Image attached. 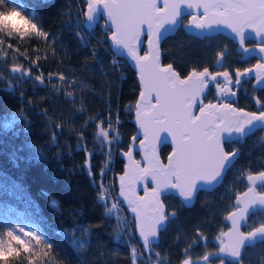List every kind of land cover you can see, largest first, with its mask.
Here are the masks:
<instances>
[{"label":"trees","instance_id":"obj_1","mask_svg":"<svg viewBox=\"0 0 264 264\" xmlns=\"http://www.w3.org/2000/svg\"><path fill=\"white\" fill-rule=\"evenodd\" d=\"M8 3L22 7L47 35L0 34V238L7 242L9 230L19 235L21 229L40 235L41 245L27 240L36 264H264V240L247 246L236 263L211 255L236 194L248 186L246 176L264 171V129L236 143L238 156L222 182L199 190L191 206L166 193V212L175 215H169L157 242L142 249L134 218L116 189L124 164L119 153L127 151L136 130L135 71L111 52L101 21L85 26V0ZM161 43L162 62L184 76L210 65L216 52L212 41L181 27ZM99 131L109 132L115 151L102 143ZM160 148L164 158L170 147ZM261 223L259 209L245 229ZM41 249L49 255L41 256ZM28 256L13 257L12 264H29Z\"/></svg>","mask_w":264,"mask_h":264},{"label":"snow or ice","instance_id":"obj_2","mask_svg":"<svg viewBox=\"0 0 264 264\" xmlns=\"http://www.w3.org/2000/svg\"><path fill=\"white\" fill-rule=\"evenodd\" d=\"M185 10H190L187 16ZM84 16L88 21L99 18L102 26L111 32L113 44L125 49L137 65L141 91L139 100L131 106L138 125L131 142L143 155L141 159H133L132 150L122 153L129 164L128 170L119 177L120 195L135 214L136 227L145 246L151 247V238L158 235L169 215H175L165 210V194L178 191L181 197L190 200L201 183L218 181L238 155V150H227L226 142L234 135L243 136L250 127L264 124V99L255 100L259 105L257 111H246L235 103L223 102L229 96L236 97L232 87H239L245 76L264 84V0H85ZM166 25L199 30L226 28L239 50L242 53L257 51L260 62L215 73H211L209 67L192 68L181 78L172 63L161 64L160 44L162 30L167 31ZM31 31L47 35L22 7L0 0V34L7 38L25 36ZM250 34L257 38L251 48L248 46ZM142 46L145 47L143 55L140 54ZM217 55L222 58L225 51ZM219 77H223V85L217 82ZM210 83L217 90L216 102L208 99L205 103ZM153 96L155 104H152ZM197 107L199 114L194 113ZM165 144L174 145L166 164L161 162L158 152ZM141 160L147 162L146 167L141 166ZM247 179L253 186L257 179L264 182V171L250 174ZM149 184L153 186L148 187ZM253 186L238 195L237 201L241 195L253 192ZM138 190L143 191V196L138 195ZM258 191V200L245 203L225 217L231 227L222 231L221 236L229 237V242L217 237L221 243L219 252L239 258L247 239L264 234V223L254 230H240V222L246 219L248 208L255 203L264 204V190ZM115 207L113 204L112 208ZM24 235L32 237L36 245L42 244V237L37 233L29 231ZM7 237V242L0 238V264H12V258L22 253L29 254V264H36L32 244L12 230L7 232ZM43 243L47 249L52 248L51 244ZM48 255L49 252L41 249V256ZM200 259L207 261L208 256ZM184 264L189 261L185 260Z\"/></svg>","mask_w":264,"mask_h":264},{"label":"water","instance_id":"obj_3","mask_svg":"<svg viewBox=\"0 0 264 264\" xmlns=\"http://www.w3.org/2000/svg\"><path fill=\"white\" fill-rule=\"evenodd\" d=\"M84 11H85V7H84ZM190 10H185V15H188V12H189ZM83 16H84V13H83ZM189 19H190V17H189ZM97 22L99 23L100 22V19L98 18L96 21H88L85 17H84V23H85V26H87L88 27V29H90V28H94V27H96V24H97ZM187 22H185V24H186ZM181 25H175V26H173V25H166V29H167V31H164V30H162V32H163V39L166 37V36H168V35H170V34H174L175 33V31L177 30V28L178 27H180ZM182 29L185 31V32H187L188 34H192V36H198V37H200V36H204L205 34H211V33H213V34H216V33H218V32H220V33H223L224 34V36H228V37H230L231 39H232V33L228 30V29H226V28H223V27H219V28H213V29H205V30H199V29H195V28H186V27H183L182 26ZM108 37H107V41H108V44H109V46H110V50L111 51H113V53L115 54V55H117V56H120L121 58H125L126 60H127V62L129 63V65L130 66H132V70L133 71H135V74H136V79H137V81H138V85L140 86L139 87V90H138V93H137V98H136V100H135V103L139 100V92L141 91V83H140V81H139V79H138V69H137V65H136V63H134L129 57H128V55H127V53H126V50L125 49H123V48H121V47H117V46H115L114 44H113V42L111 41V39H110V36H111V32L109 31V34L107 35ZM249 38H251V39H254V41L256 42V37H254V35H249ZM142 39H145V37H142ZM233 40V39H232ZM163 41V40H162ZM162 44V43H161ZM160 44V45H161ZM145 45H146V39H145ZM250 48L252 47V46H249ZM237 50H239V47H237ZM145 51V47H141V49H140V54L141 55H143V52ZM240 51V50H239ZM163 55V54H162ZM162 55H161V64L162 65H164V63L162 62ZM248 55H255L258 59H259V53L257 52V51H249V52H247V53H244V56L245 57H248ZM260 62V61H259ZM165 64H168V63H165ZM256 64V63H255ZM254 64V65H255ZM253 66V65H252ZM200 70H202V69H200ZM215 73V72H214ZM187 75V74H186ZM180 76H181V78H184V75L182 76L181 74H180ZM246 78H247V76H245ZM218 79H222L223 80V77H219ZM255 84L258 86V87H260L261 85H264V84H258L257 83V81L255 82ZM207 90V89H206ZM134 103V104H135ZM156 103V101H155V98H154V96H153V99H152V104H155ZM246 111H248V110H246ZM133 116H132V119H131V121H132V123L134 124V127L136 128V130L134 131V133L131 135V137L132 136H134L135 134H136V132H137V128H138V125H137V123L135 122V111H134V109H133ZM194 113L195 114H199L198 113V110H197V113H196V109H194ZM262 126H264V124H257V126L255 127V128H248V129H246V133L243 135V136H240V135H234L233 136V138L231 139V140H233V139H239L240 141H242V139L245 137V136H247L248 134H252V131L253 130H255L256 128H261ZM163 135V134H162ZM164 135H167L166 133L164 134ZM131 137H130V139H131ZM141 138H143L142 136H141ZM231 140H229V141H231ZM137 143H138V141H137ZM166 145H168L169 147H171L170 148V150H169V152H168V154H166V156H165V159L164 158H162L161 157V155H160V149L161 148H159L158 149V152H159V158H160V160H161V162L162 163H164V164H166L167 163V157H168V155L171 153V151H172V147L174 146V145H171V144H166ZM128 150H132L133 151V159H141V157H142V155H143V153H142V151L141 150H139V149H136V148H134L133 146H132V142H131V140H130V146L127 148V151ZM235 151V150H234ZM123 152H125V150H122V151H120V156H121V158L124 160V164H123V172H120L119 174H118V176H117V179H116V181H117V183H116V188H117V194H118V198H119V200H121V202H122V205H124L125 207H127V209L129 210V212H131V209H130V207L127 205V203H126V200H125V198L124 197H122L121 195H120V181H119V177H120V175H122L123 173H124V171H126V170H128V168L126 167L128 164H129V161H128V158L127 157H125V156H123L122 155V153ZM135 152L139 155V157L138 158H136L135 157ZM141 166L142 167H146L147 166V162L146 161H144V160H141ZM232 165H230L229 167H231ZM255 173H258V172H254V173H252V174H255ZM251 173H249L248 175H250ZM224 175V174H223ZM223 177L224 176H222V178H220L218 181H216V182H213L212 184H203V183H201L199 186H198V190H197V192L200 190V191H203V190H213V188H215V186H217L219 183H221V181H222V179H223ZM246 183H247V187L243 190V191H240V192H238L237 194H236V197L234 198V204L236 205V207H235V209L234 210H230L229 212H232V211H235L237 208H240V207H243L244 205H245V203H247V202H250L251 200H253V199H259V191H258V189H257V186L258 185H260V184H263L264 185V182H261L259 179H257V181L255 182V185L253 186L252 184H251V182L250 181H248V179H247V176H246ZM153 185H151V184H149L148 185V187H152ZM250 186H253L254 187V191L253 192H250V193H248V195L247 196H243V195H241L240 196V201L238 202L237 201V196L238 195H240L241 193H244V192H247L248 191V188L250 187ZM264 187V186H263ZM196 192V193H197ZM174 194L175 196H177L179 199H180V202L181 203H183V205H185V206H191L192 204H193V202H194V200L196 199L195 198V196H196V193H195V196L192 198V199H190V200H187V199H184L183 197H181L180 195H179V192L178 191H172V192H170L169 194ZM143 191L142 190H138V195H140V196H143ZM257 209H262L263 211H264V204H260V203H255V204H252L251 205V207H249L248 208V212H247V216H246V219L245 220H243V221H241L240 222V230L242 231V232H244V226L246 225V223H247V220H248V217H250L249 215L253 212H255ZM165 210H166V207H165ZM147 211L148 210H146V214H147ZM167 211V210H166ZM228 212V213H229ZM228 213L226 214V216L228 215ZM131 214L133 215V217H134V230H135V235H136V238H137V241L140 243V245L142 246V248H144V249H147V248H149L148 246H145V244H144V241H143V239H142V237L140 236V233H139V230H138V228L136 227V220H135V214L134 213H132L131 212ZM225 216V217H226ZM227 221V223H228V227H227V229H225V231L224 232H226L227 230H228V228L229 227H231V222L229 221V220H226ZM261 224H259V225H257V227H259ZM163 229V227L160 229V231ZM255 228H251L250 230H254ZM160 231H159V233H160ZM249 231V230H248ZM159 233H158V235H159ZM158 235L156 236V237H153V238H151V246L154 244V243H156L157 242V240H158ZM234 235V234H233ZM221 238L225 241V243H228L229 242V237H225V236H221ZM262 239H264V234H257V236L255 237V238H249V239H247L246 240V242H245V245H244V247L241 249V253L243 252V250L245 249V247H247V245H250V244H255L257 241H259V240H262ZM221 247V243L219 244V246L217 247V250L214 252V253H211V255L213 256V257H221V258H224V259H228V260H230V261H235V262H237L238 260H240L239 258H236V257H233V256H231L230 254H228V253H221V252H219L218 251V249ZM203 260V259H202ZM187 261H189V264H192L191 262L192 261H190V260H187ZM204 261V260H203ZM204 262H206V261H204ZM181 264H184V262H182Z\"/></svg>","mask_w":264,"mask_h":264},{"label":"flooded vegetation","instance_id":"obj_4","mask_svg":"<svg viewBox=\"0 0 264 264\" xmlns=\"http://www.w3.org/2000/svg\"><path fill=\"white\" fill-rule=\"evenodd\" d=\"M196 37H198V36H196ZM198 38L205 41L208 44H210L212 41V43H214V46L216 47V48H214V49H216L215 50L216 52L214 54V57L211 60L212 63L207 66V67H209V70L211 73L218 72V71L222 72L225 70L234 71V69L237 67H240V68L250 67V66L254 65L255 63L259 62V59L255 55H248V57H245L244 53L237 50L238 45H236L230 37L224 36L223 33L218 32L216 34H213V33L205 34L204 36L202 35ZM253 44H255L254 39L249 38V45L248 46H252ZM221 50L225 51V56L222 58L217 55V53ZM217 60H220L221 62L216 63ZM217 82L221 83L223 85L224 80L218 79ZM255 82H256V80H254V79H250L249 77H247V78L243 77L239 87H232V91L237 93L236 97L229 96L228 99L226 101H223V102L235 103L236 106L243 107L248 111H257L259 109V105L255 102V100L256 99H263V97H264V85H261L260 87H258L255 84ZM208 91L210 94H208ZM207 94H208V96L205 97V103L207 102L208 99H212L213 102H216L217 90L215 89L214 84L210 83L208 89L206 90V95ZM250 94H251V96L249 97ZM254 97H255V99H254ZM243 98H244V100H243ZM247 102H250V103H248L249 105L247 104ZM241 104H243V105H241ZM245 104L248 105V107H250V109H248V107H246ZM197 110H198V107L196 109V113H197ZM257 129L262 130V129H264V126H262L261 128L258 127L255 130H257ZM255 130H253L252 133ZM245 137L242 139V141H240L239 139H233L231 141H227L226 143L233 144L232 148L227 149V150L228 151L238 150V144H236V143L237 142H239V144L242 143L243 140L245 139ZM263 186H264L263 184H260L257 186V189L258 190H264ZM248 218H250V217H248ZM247 223H248V220H247ZM247 223H246V225H247ZM246 225L244 226V229H243L244 232H246L248 230V229H245ZM262 240H264V239H262ZM262 240H259V241H262ZM259 241H257V242H259ZM257 242L255 244H257ZM255 244L253 243V244H250L247 246H251V245H255ZM246 249H247V247H245V250ZM222 259H224V258H222ZM227 260L225 259V261H227ZM233 262H235V261H233Z\"/></svg>","mask_w":264,"mask_h":264},{"label":"rangeland","instance_id":"obj_5","mask_svg":"<svg viewBox=\"0 0 264 264\" xmlns=\"http://www.w3.org/2000/svg\"><path fill=\"white\" fill-rule=\"evenodd\" d=\"M4 19H8V17H4ZM98 136H99L100 140H102V143L107 145V149L110 150V152L115 151V150H113L114 145H115V143H114L115 140L113 139V137L110 136L109 132L99 131ZM29 231L30 230H28V229L27 230L23 229L22 234H19V235H21L22 238H24L25 240H28L29 239L28 236L24 235V233L29 232Z\"/></svg>","mask_w":264,"mask_h":264}]
</instances>
